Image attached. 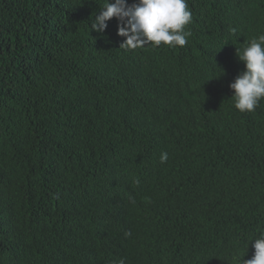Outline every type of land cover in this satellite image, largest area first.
I'll list each match as a JSON object with an SVG mask.
<instances>
[{"label": "trees", "instance_id": "16d2710c", "mask_svg": "<svg viewBox=\"0 0 264 264\" xmlns=\"http://www.w3.org/2000/svg\"><path fill=\"white\" fill-rule=\"evenodd\" d=\"M187 2L185 46L125 50L116 18L91 29L104 0H0V264L252 257L264 99L229 84L264 0Z\"/></svg>", "mask_w": 264, "mask_h": 264}, {"label": "clouds", "instance_id": "9594fccd", "mask_svg": "<svg viewBox=\"0 0 264 264\" xmlns=\"http://www.w3.org/2000/svg\"><path fill=\"white\" fill-rule=\"evenodd\" d=\"M116 18L117 35L125 37L119 48L135 50L151 45L153 48L164 45L169 48L187 44L191 31L186 30L192 22V13L187 0H104L99 14H95L91 29L103 33L107 22ZM233 33L235 29L231 30ZM237 56L245 65L229 88L234 94V107L241 113L254 112L264 99V34L244 42L237 49ZM168 160V153L160 156L161 164ZM258 237L252 242L254 253L243 264H264V229L258 228ZM119 264H124L121 259Z\"/></svg>", "mask_w": 264, "mask_h": 264}]
</instances>
